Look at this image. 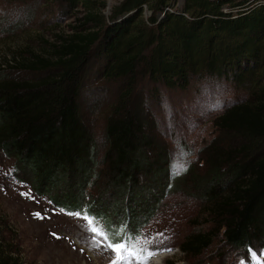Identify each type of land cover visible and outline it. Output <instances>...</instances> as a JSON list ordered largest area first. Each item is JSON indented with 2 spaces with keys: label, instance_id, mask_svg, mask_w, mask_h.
I'll use <instances>...</instances> for the list:
<instances>
[{
  "label": "trees",
  "instance_id": "trees-1",
  "mask_svg": "<svg viewBox=\"0 0 264 264\" xmlns=\"http://www.w3.org/2000/svg\"><path fill=\"white\" fill-rule=\"evenodd\" d=\"M21 1L57 3L58 16L77 22L44 40L42 52L26 49L0 67V151L27 196L99 219L105 177L113 192L139 203L131 227L102 218L107 241L121 249L154 217L158 194L187 187L202 194L214 226L187 235L179 244L184 253L199 256L218 236L241 250L264 242V0H121L109 13L108 0ZM32 72L43 75H22ZM90 73L118 88L101 112ZM141 80L156 100L161 87L184 91L194 80L245 92L214 119L219 135L198 150L204 166H169L175 153L153 137L142 93L133 95ZM100 114L102 128L94 122ZM148 180L158 191L145 198L140 188ZM18 242L0 208V264H24Z\"/></svg>",
  "mask_w": 264,
  "mask_h": 264
},
{
  "label": "rangeland",
  "instance_id": "rangeland-1",
  "mask_svg": "<svg viewBox=\"0 0 264 264\" xmlns=\"http://www.w3.org/2000/svg\"><path fill=\"white\" fill-rule=\"evenodd\" d=\"M119 1L108 0L105 12L109 13L111 6ZM41 3L25 5L21 0H0V67L8 69V64L14 62L13 57L26 49L42 52L47 47L44 40L53 42L55 33H69L72 25H76V16L65 18L57 15V3H47L46 6ZM23 10L29 16H25ZM77 16H82V13ZM22 75L33 79L43 74L32 72ZM86 80L93 87H98L99 91L92 97L99 100L100 112L106 110L118 95L117 85L106 84L100 75L92 73ZM150 87L141 80L133 95L136 98L137 93H142L144 110L154 124L151 129L153 137L169 152L175 153L169 166L176 172L191 165L201 168L204 163L197 161L198 150L204 142L219 135L214 119L227 107L241 101L245 92L210 80H194L184 91L161 87L157 93L160 99L156 100ZM98 116L94 122L102 128V116ZM97 131L99 141H103V130ZM12 165V160L0 151V208L14 224L24 264H152L153 258L161 254L166 256L159 264H264V242L241 250L218 236L199 256L188 255L179 248L187 235L200 230L206 232L214 226L211 223L213 219L206 213L207 207L200 204L203 197L200 192L183 187L158 194L154 217L136 238L118 249L107 241L102 218L114 227L121 228L124 224L131 227L134 216L130 210H139L136 200L113 192L104 177L99 181V189L104 191L100 207L96 210L101 215L99 219L65 214L40 197L23 195L28 193V186L11 176ZM147 183L146 187L140 188L145 198L158 191L156 186L150 185L151 180ZM92 193L98 195L99 192ZM35 213L42 215L36 216ZM6 236L15 238L7 230Z\"/></svg>",
  "mask_w": 264,
  "mask_h": 264
},
{
  "label": "bare ground",
  "instance_id": "bare-ground-1",
  "mask_svg": "<svg viewBox=\"0 0 264 264\" xmlns=\"http://www.w3.org/2000/svg\"><path fill=\"white\" fill-rule=\"evenodd\" d=\"M166 254H161L153 258L152 264H159L163 258H165Z\"/></svg>",
  "mask_w": 264,
  "mask_h": 264
},
{
  "label": "snow or ice",
  "instance_id": "snow-or-ice-1",
  "mask_svg": "<svg viewBox=\"0 0 264 264\" xmlns=\"http://www.w3.org/2000/svg\"><path fill=\"white\" fill-rule=\"evenodd\" d=\"M23 195L27 196L28 193H23ZM34 215H36V216H40V213H35ZM165 251H171V249H165Z\"/></svg>",
  "mask_w": 264,
  "mask_h": 264
}]
</instances>
